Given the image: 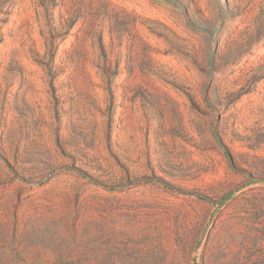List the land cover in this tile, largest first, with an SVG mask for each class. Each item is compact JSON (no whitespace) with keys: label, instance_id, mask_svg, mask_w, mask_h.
<instances>
[{"label":"rangeland","instance_id":"obj_1","mask_svg":"<svg viewBox=\"0 0 264 264\" xmlns=\"http://www.w3.org/2000/svg\"><path fill=\"white\" fill-rule=\"evenodd\" d=\"M0 264H264V0H0Z\"/></svg>","mask_w":264,"mask_h":264}]
</instances>
